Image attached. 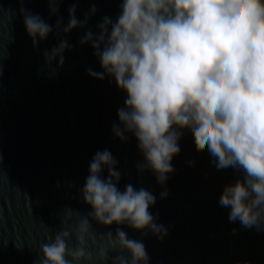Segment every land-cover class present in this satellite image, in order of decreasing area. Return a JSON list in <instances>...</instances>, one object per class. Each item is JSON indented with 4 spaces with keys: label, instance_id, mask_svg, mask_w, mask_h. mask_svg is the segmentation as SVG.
<instances>
[{
    "label": "clouds",
    "instance_id": "9594fccd",
    "mask_svg": "<svg viewBox=\"0 0 264 264\" xmlns=\"http://www.w3.org/2000/svg\"><path fill=\"white\" fill-rule=\"evenodd\" d=\"M47 2L55 28L21 9L34 48L54 31L59 39L43 50L44 68L56 75L53 65L62 67L72 49L64 37L86 29L80 43L92 47L102 68L87 69L89 76L114 79L127 93L114 135L122 141L135 136L144 157L138 169L156 174L161 198L168 196L179 141L190 131L197 151H207L217 170L242 174L219 198L230 209L229 221L264 230V0H121L116 20L103 17L95 32L87 28L94 6L80 20L73 4L65 25L59 15L65 0ZM117 163L108 149L95 153L81 190L91 211L66 208L62 229L40 243L36 264H149L143 240L123 226L161 240L168 230L150 211L154 193L131 183L119 188Z\"/></svg>",
    "mask_w": 264,
    "mask_h": 264
},
{
    "label": "water",
    "instance_id": "95a60500",
    "mask_svg": "<svg viewBox=\"0 0 264 264\" xmlns=\"http://www.w3.org/2000/svg\"><path fill=\"white\" fill-rule=\"evenodd\" d=\"M73 4L80 20L96 8L87 25L94 32L103 17L115 21L121 11V0H65L59 5L65 25ZM22 8L54 28L57 21L47 0H0V264H36L40 243L62 229L66 208L91 211L81 190L95 153L105 149L118 162L121 190L131 183L156 196L150 211L168 230L163 240L123 226L129 237L143 240L149 264H264V230L230 222V209L219 205L224 188L242 174L217 170L185 130L166 182L168 196L162 199L164 187L156 174L138 169L144 157L135 136L122 141L114 135L127 93L114 79L89 76L87 69L102 68L92 47L80 43L86 29L64 37L72 49L62 67L53 65L56 75H49L42 53L59 39L54 31L39 50L34 48Z\"/></svg>",
    "mask_w": 264,
    "mask_h": 264
}]
</instances>
